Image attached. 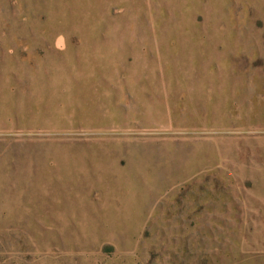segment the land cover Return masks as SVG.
<instances>
[{
	"label": "rangeland",
	"instance_id": "rangeland-1",
	"mask_svg": "<svg viewBox=\"0 0 264 264\" xmlns=\"http://www.w3.org/2000/svg\"><path fill=\"white\" fill-rule=\"evenodd\" d=\"M0 264H264V0H0Z\"/></svg>",
	"mask_w": 264,
	"mask_h": 264
}]
</instances>
